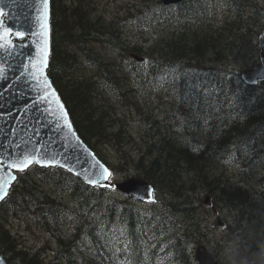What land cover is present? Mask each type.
Here are the masks:
<instances>
[{
  "label": "trees",
  "instance_id": "obj_1",
  "mask_svg": "<svg viewBox=\"0 0 264 264\" xmlns=\"http://www.w3.org/2000/svg\"><path fill=\"white\" fill-rule=\"evenodd\" d=\"M145 1L134 13V26L150 30L156 23H162L170 29L151 44L146 52L147 62L132 57L141 54V48L127 43L118 34L120 30L114 22H108L103 15L96 14L91 0H49L50 51L47 71L75 131L112 173L113 167L92 141L93 138H98V141L108 139L111 135L120 140L124 136V124L114 114L109 98L116 94L126 97L130 88H133L132 84H125L122 77L131 76L138 82L142 72L150 76L156 71L157 74L152 78H158L162 86L176 91L177 107L184 109L182 118L184 128L187 127L185 132L191 134L189 128L202 125L211 129L212 133L204 144H200L199 154L196 155L187 145L178 144L168 128L162 130L156 119L148 122L140 114L144 129L142 138L146 147L136 158L129 160L136 176L148 181L156 193H169L174 197L165 204L168 210L190 213L193 207L184 185L178 179L181 170H185L184 163L187 161L194 164L206 157L221 161H238L240 157L239 160H242L245 155L256 153L258 140L264 139V80L249 84L241 78V72L260 59L257 36L264 28V9L256 7L251 0H183L167 6L162 5L161 0ZM100 45L111 47L122 56L124 63L121 69L110 58L105 59L95 48ZM212 61L220 64L214 65ZM236 63L240 66L235 67ZM89 65L97 72L91 78L87 74H80ZM101 84L105 85L106 90ZM48 169L31 165L24 172L18 173L17 179L10 185L8 195L0 202V252L9 264H13V259L22 264H45L42 258L39 259V254L22 249L6 228L8 212H15L18 206L22 207L18 199L27 204L28 200L21 188L33 197L29 203L34 207V219L48 223L54 215H62L64 210L63 204L53 197L42 191L44 198L35 193L36 181L32 176L29 179L22 176L30 171L53 183L55 187L70 188L73 199L78 202L75 237L85 238L86 241L89 239L87 246L98 247V264L109 263L114 240L119 241L120 245L116 249L130 264H150L162 255L161 238L169 242L166 252L171 262L167 264H176V257L183 262L180 264H197L192 252L178 243V238L184 235L170 230L167 222L164 224L161 213L142 212L129 198L122 202L116 199L107 201L102 196L105 188H97L94 192L92 187L67 170L54 167L51 175ZM200 170L197 175L203 181L205 190L218 188V198L221 197L220 201L233 213L234 220L229 230L234 239L238 243H252L254 247L255 242H258V233H263L264 238V173L256 179L257 182L260 180L258 183L261 188L253 196L239 183H222L220 186L218 177L210 178L205 171ZM118 221L124 225L122 233L113 228ZM245 236L255 238V242L245 239ZM64 249L55 259L58 260ZM153 251L160 255L156 254L155 257ZM47 264L59 263L53 260Z\"/></svg>",
  "mask_w": 264,
  "mask_h": 264
},
{
  "label": "rangeland",
  "instance_id": "obj_2",
  "mask_svg": "<svg viewBox=\"0 0 264 264\" xmlns=\"http://www.w3.org/2000/svg\"><path fill=\"white\" fill-rule=\"evenodd\" d=\"M251 1L256 7L264 9V0ZM145 2V0H91L93 10L96 14L103 15L108 22H114L116 28L120 30L118 34L121 35L127 43L140 46L142 51L141 54H135L142 59V62H147L148 58L146 57V52L149 51L151 44L158 40V36H164L170 31L168 26L162 23H156L150 30L138 29L134 26V13H136V10ZM218 16L222 17V15ZM213 20L214 19H211V21ZM95 48L98 49L105 59L110 58L114 62V65L118 69H121L120 66L123 65L124 61L118 52L114 51L111 47H102L101 45L99 48L98 46H95ZM129 53L131 54V52ZM149 54L152 53L149 52ZM212 63L214 65L220 64V62L217 61H212ZM82 65L83 64L80 66ZM126 66L127 63L124 64V67ZM234 66L238 67L240 65L236 63ZM83 71L84 72L80 74H87L89 77L93 76L96 72L90 65L85 67ZM154 74H157L156 71H153L150 76H146V74L142 72L138 82H135L129 75L128 78L122 77L123 82L129 85L132 84V86H130L133 88H130L126 97L116 94L115 97L109 98V102L113 106L112 109L114 110V114L119 117L124 124L125 131H122L124 136L120 137V140L113 135L108 139L100 141H97L98 138L92 140L98 151L103 154L104 158L109 162L111 167H113L114 173L112 179L123 180L124 178L136 176L131 160L129 159L136 158L143 151L144 147H146L145 141L142 138L144 129L140 114L145 116L148 122L156 119L158 126L162 130L168 128L172 136L176 138L178 144L187 145L189 148L191 147L190 150L196 155L199 154L200 144H204L212 133L211 129L208 130L202 125H195V127L191 125L192 127L189 128L191 134L185 132L182 118L184 109L183 107H177L176 91L173 88H165L162 86L158 78H152ZM255 150L256 153H249L242 157V160L238 161L224 162L208 157H204L205 159L197 161V163L194 164H189L186 161V163H184L186 172L185 170L181 171L178 179H180L179 181L184 185L185 192L189 194H187L188 198L190 196L189 201L193 207L190 213L186 212V214L184 212L169 211L165 207V204L173 200L174 197L164 192L154 195L155 202L148 201L138 204L137 206L145 212H163V218L165 222H167L170 230H175V232L180 235L183 234V238H196L194 243L187 242L191 245V251H193L197 245L203 244L215 255V257L217 256L216 259L220 264H262V259L264 257L263 234L260 235L262 237L259 238L260 240L258 239L259 234L257 235L258 242L254 241L256 243L254 248H251L250 243H248V246L247 242L244 244L237 243L238 241L233 239L234 236L229 230V226L233 221V213L228 209L225 203L221 202L218 196H216L217 193L219 194V190L216 188V190L213 189V191L205 190L203 181L199 180V176L197 175L201 168L209 175L208 177H218L220 179L219 184L236 185L239 183L253 194L260 190L261 186L256 179L260 174L264 173L263 138L258 140ZM48 170L52 175L54 172L52 168ZM22 176L28 179L32 176L33 180L36 181V183H34V191L39 197L44 198V195L42 196L43 192L53 197L56 201L61 202L64 206L63 214L61 215L59 213L56 216L54 215V218L49 220L48 223H44L42 220H37L36 218L34 219V207L32 203H29L33 200V197L30 194L28 195L27 192L21 188V192L24 193L28 200L27 204L24 203L22 199H18L22 207L18 206L15 212L9 211L7 214L6 228L15 237L20 247L32 254H42L43 258L41 259L42 256H39V259L45 261L44 263L47 264L51 260L53 261L51 258L55 259L53 256L58 249L61 248L62 250L65 247L61 241L62 239L68 241V239L80 238L78 239L79 241H84L85 238L75 237L78 203L73 199L68 188L61 189L55 187L53 183L40 178L39 175L35 174L33 171ZM206 180L208 179L206 178ZM31 184H33V181ZM97 188L98 187L92 186L94 192H96ZM105 189L106 190L103 191V196L107 201L116 198L124 199L125 197L113 187H107ZM191 193L194 196H192ZM119 201L122 202L121 200ZM78 223L81 225L80 220ZM113 228L119 233L123 232L120 221L116 222ZM118 243L119 241L117 242V240L113 241L111 248L113 253H111L110 261L107 264H126L117 255L119 250L116 249V246ZM250 248L258 250V252ZM89 249L90 247L86 245L83 246L81 250L82 255H79L78 260L80 262H78V264H96L95 250L92 252L93 249ZM67 250L69 251L66 252L68 256L73 257L74 249L67 247ZM88 251L91 253L87 254ZM61 260L62 259H60L61 264H64ZM71 260H73L70 262L71 264H77L74 262L75 260L73 258H71ZM13 264L22 263L17 259H13Z\"/></svg>",
  "mask_w": 264,
  "mask_h": 264
},
{
  "label": "water",
  "instance_id": "obj_3",
  "mask_svg": "<svg viewBox=\"0 0 264 264\" xmlns=\"http://www.w3.org/2000/svg\"><path fill=\"white\" fill-rule=\"evenodd\" d=\"M182 1L161 0V4L167 6ZM0 8L4 9L5 16L2 19L6 21V26L26 33L24 40L12 37L15 55L0 50V67L3 68V73L0 74V159L7 162L19 156L21 148L39 147L44 159L59 160L60 165H63L49 167H60L67 171L71 168V174L93 186L87 183L86 178H95L93 173L100 171L99 164L107 166L75 131L64 103L48 75V63L43 71L51 84L50 88L44 87L42 80L34 79L30 74L36 73L39 77L37 68L32 66L29 58L35 59L37 56L36 43L39 42V37L31 33L40 30L37 17L43 10L42 0H0ZM47 23L49 52V4ZM258 46L260 60L241 72V78L249 84L264 80V29L258 36ZM25 65L28 67L25 68ZM53 92L55 95H52ZM60 105H63V112L67 113L65 118H61ZM68 125H71V130ZM9 171L16 175L17 171ZM103 183L114 185L117 190L136 201L150 198L148 192L153 190L147 181L137 177L115 184L109 180ZM194 256L197 264H218L203 244L196 246ZM0 264H8L1 252Z\"/></svg>",
  "mask_w": 264,
  "mask_h": 264
},
{
  "label": "snow or ice",
  "instance_id": "obj_4",
  "mask_svg": "<svg viewBox=\"0 0 264 264\" xmlns=\"http://www.w3.org/2000/svg\"><path fill=\"white\" fill-rule=\"evenodd\" d=\"M14 2V0H13ZM43 10L40 12V15L37 17L39 21V31L33 32L31 35L39 37V42L36 43L37 56L35 59L29 58L30 63L34 68H37L39 73V77H37L36 73H30L34 79H40L43 82V86L46 88H50L51 84L48 82L47 77L44 75V68L47 67L48 63V4L49 0H42ZM5 16V12L3 8H0V50H3L9 55H15L13 49L15 48V43L12 37H16L19 40H24L26 37V33L23 30H13L11 27L6 26V21L2 19ZM28 65H25L27 68ZM3 73V68L0 67V74ZM55 95V92L52 93ZM61 118H65L67 113L63 112V105H60ZM69 130H71V125H68ZM20 148V146H17ZM38 164L42 167H49L52 165H60L59 160H47L44 159L41 155V149L37 147L36 149H28L21 148L20 155L13 157L9 161H4L0 159V200H4L8 195V189L12 182H14L17 177L13 174L11 170H15L17 172H24L31 165ZM63 166V165H60ZM100 171H95L93 173L95 178H86L87 183L96 187H111L108 184L103 182L108 181L112 176V173L109 171L107 167L103 164H99ZM72 171L71 168L68 169ZM148 195L152 196V190H149ZM152 202H155L154 197L152 198Z\"/></svg>",
  "mask_w": 264,
  "mask_h": 264
},
{
  "label": "bare ground",
  "instance_id": "obj_5",
  "mask_svg": "<svg viewBox=\"0 0 264 264\" xmlns=\"http://www.w3.org/2000/svg\"><path fill=\"white\" fill-rule=\"evenodd\" d=\"M237 1V0H236ZM257 10V9H256ZM226 22V21H225ZM230 23V22H229ZM161 24V23H160ZM228 25V24H227ZM114 34V33H113ZM113 38V37H112ZM114 41V40H113ZM90 45V44H89ZM130 48H131V46H129ZM134 47V46H133ZM132 47V48H133ZM137 47V46H136ZM140 47V46H139ZM91 48H93L92 46H91ZM126 48H128V47H126ZM207 51V50H206ZM125 53V52H124ZM112 66V65H111ZM149 67H151V66H149ZM151 68H149V70H150ZM153 69V68H152ZM169 70V69H168ZM113 71V70H112ZM161 72V71H160ZM110 74H111V72H110ZM112 74H113V72H112ZM69 75V74H68ZM63 76V75H62ZM78 76H80V75H78ZM97 76V75H96ZM114 76V75H113ZM65 77V76H64ZM83 77V76H82ZM98 77V76H97ZM110 77H112V76H110ZM117 77H119V76H117ZM86 78V77H85ZM85 78H82V79H85ZM91 78V77H90ZM89 78V79H90ZM96 78V77H95ZM94 78V79H95ZM107 78V77H106ZM109 78V77H108ZM114 78V77H113ZM163 78V77H162ZM81 79V78H80ZM87 79V78H86ZM101 78H99V80H100ZM116 79V78H115ZM164 79V78H163ZM77 80V79H76ZM93 80V79H92ZM95 80H97V79H95ZM94 80V81H95ZM109 80V79H108ZM113 80V79H112ZM78 81V80H77ZM102 81V80H101ZM100 81V82H101ZM115 82H118V80L117 81H115ZM221 82V81H220ZM102 83V82H101ZM112 83V82H111ZM116 84H118V83H116ZM109 85V84H108ZM167 85V84H166ZM105 86V85H104ZM104 86H102V84H101V87H103V89H104ZM107 86V85H106ZM118 86V85H117ZM120 86V85H119ZM236 86V85H235ZM114 87V86H113ZM108 89V88H107ZM104 90H106V89H104ZM103 90V91H104ZM112 91H113V89H112ZM108 92H109V90H108ZM107 92V94H109ZM114 92V91H113ZM111 93V92H110ZM103 95V94H102ZM192 97V96H191ZM103 98V97H102ZM104 98H105V96H104ZM96 102V101H95ZM99 102V101H98ZM94 104V103H93ZM98 104V103H97ZM99 105V104H98ZM97 105V106H98ZM186 105V104H185ZM187 106V105H186ZM196 106V105H195ZM189 107V106H188ZM98 108H100V107H98ZM97 108V109H98ZM98 110H100V109H98ZM193 110V109H192ZM95 111V110H94ZM95 113H97L96 111H95ZM187 114V113H186ZM194 114V113H193ZM97 115V114H96ZM95 115V116H96ZM114 117V116H113ZM201 117H203V116H201ZM195 118V117H194ZM223 118V117H222ZM196 120V119H195ZM191 121V120H190ZM204 122H206V121H204ZM206 123H204V125H205ZM213 125V124H212ZM211 126V125H210ZM195 127V126H194ZM204 127V126H203ZM207 127V126H206ZM254 127V126H253ZM119 128V127H118ZM187 128V127H186ZM186 128H184V129H186ZM120 129V128H119ZM200 129V128H199ZM207 129H208V127H207ZM214 129V128H213ZM118 130V129H117ZM116 130V131H117ZM215 130V129H214ZM214 132V131H213ZM216 133V132H215ZM189 134V133H188ZM214 134V133H213ZM190 136V135H189ZM173 138V137H172ZM94 139V138H93ZM96 139V138H95ZM194 139V138H193ZM192 139V140H193ZM211 139V138H210ZM98 141V140H97ZM105 142H106V140H105ZM148 142V141H147ZM199 143V142H198ZM189 144V143H188ZM191 148V147H190ZM239 159H240V157H239ZM238 159V160H239ZM226 161V160H225ZM224 161V162H225ZM228 161V160H227ZM187 165H188V163H187ZM118 167V166H117ZM119 168V167H118ZM188 168V167H187ZM182 171V170H181ZM184 171V170H183ZM195 171V170H194ZM198 171V170H197ZM201 171V170H200ZM185 172H186V170H185ZM199 172V171H198ZM207 174V173H206ZM133 175V174H132ZM211 175V174H210ZM209 176V175H208ZM217 179V178H216ZM215 179V180H216ZM219 180V179H218ZM260 181V180H259ZM258 181V182H259ZM67 183V182H66ZM262 183V182H261ZM220 185V184H219ZM259 185H260V183H259ZM262 185V184H261ZM183 186V185H182ZM200 186V185H199ZM202 186V185H201ZM221 186V185H220ZM230 186V185H229ZM228 186V187H229ZM233 187V186H232ZM236 187V186H235ZM234 188V187H233ZM242 188H243V186H242ZM264 188V187H263ZM70 189V188H69ZM215 189V188H214ZM216 189H218V188H216ZM215 189V190H216ZM201 190V189H200ZM204 190V189H203ZM219 190V189H218ZM244 190V189H243ZM247 190V189H246ZM262 190V189H261ZM193 191V190H192ZM213 191V190H212ZM245 191V190H244ZM253 192V191H252ZM257 192V191H256ZM255 192V193H256ZM187 193V192H186ZM212 193V192H211ZM246 193H248V192H246ZM255 193H253V194H251V195H253V196H255L254 194ZM259 193V192H258ZM73 194V193H72ZM75 194V193H74ZM188 194V193H187ZM192 194V193H191ZM48 195V194H47ZM189 195V194H188ZM43 196V195H42ZM103 196V195H102ZM192 196H194L193 194H192ZM216 196H218V193L216 194ZM104 197V196H103ZM249 197H251L250 195H249ZM189 198H190V196H189ZM221 197H219V199H220ZM117 199V198H116ZM190 200V199H189ZM168 201V200H167ZM172 201V200H171ZM176 201V200H175ZM59 203V202H58ZM78 203V202H77ZM60 204H61V202H60ZM165 204V203H164ZM194 204V203H193ZM223 204V203H222ZM228 205V204H227ZM63 206V205H62ZM98 206V205H97ZM59 208H60V206H59ZM67 209V208H66ZM184 209V208H183ZM230 209H231V207H230ZM182 210V209H181ZM185 210V209H184ZM183 210V211H184ZM169 211H174V210H169ZM233 211V210H232ZM80 212H81V210H80ZM158 213H161V215H162V213L163 212H160V211H157ZM167 212V211H166ZM175 212H179V211H175ZM185 212V211H184ZM234 212V211H233ZM187 214V213H186ZM235 214V213H234ZM163 216V215H162ZM236 216V215H235ZM234 216H232V218H233ZM264 218V217H263ZM262 218V219H263ZM234 220V219H233ZM262 221V220H261ZM264 221V220H263ZM86 222V221H85ZM159 222V221H158ZM235 222V221H234ZM236 222H238V221H236ZM87 223V222H86ZM164 224H166V222L164 223ZM167 225V224H166ZM82 226V225H81ZM86 226V225H85ZM84 226V227H85ZM163 227V226H162ZM161 227V228H162ZM232 227H233V224H232ZM231 228V227H230ZM234 228V227H233ZM175 231V230H174ZM80 232V231H79ZM230 232H232V231H230ZM238 232V231H237ZM175 233V232H174ZM234 233V232H233ZM77 234V233H76ZM259 234V233H258ZM261 234H263V233H261ZM261 234H259V235H261ZM195 235V234H194ZM256 235H254V237H255ZM252 237V236H251ZM177 238V237H176ZM244 238H246V239H249L248 238V236H245ZM196 238H183V237H181V238H178V243H180L181 245H183L184 246V248H185V250L187 249V251H190L191 249V245H189L187 242H191V243H194L196 240H195ZM234 239V238H233ZM252 239V238H251ZM259 239V238H258ZM234 240H236V239H234ZM244 240V242H245V239H243ZM260 240V239H259ZM144 241V240H143ZM249 241H251V240H249ZM255 241V240H254ZM261 241H263V240H261ZM117 242H118V240H117ZM160 242V250H161V254L162 255H160V253H155L154 251V253H155V257H156V254H157V256H159V257H156V259H155V261H151V263L150 264H167L168 262H171V257H170V255H168L167 256V252H166V246H167V244L169 243L167 240H166V238H161V240L159 241ZM234 242V241H233ZM236 242V241H235ZM241 242V241H240ZM238 243V242H237ZM246 243V242H245ZM119 244V243H118ZM123 244V243H122ZM121 244V245H122ZM154 244H156V243H154ZM196 244V243H195ZM248 244V243H247ZM246 244V245H247ZM252 244V243H251ZM250 244V245H251ZM120 245V244H119ZM258 245V244H257ZM123 246H124V244H123ZM179 246V245H178ZM248 246H249V244H248ZM80 247V246H79ZM92 247V246H91ZM194 247V246H193ZM77 248V247H76ZM75 248V249H76ZM93 249L95 248L94 246L92 247ZM251 248H252V246H251ZM254 248V247H253ZM98 249V248H97ZM97 249L95 250V261H96V264H98V253H97ZM190 249V250H189ZM249 249V248H248ZM78 250V249H77ZM153 250V249H152ZM146 250L144 249V251L143 252H145ZM254 251H255V249H254ZM165 252H166V255H165ZM146 253V252H145ZM120 255V254H119ZM142 255L144 256V253H142ZM64 256V255H63ZM122 256V255H121ZM69 258V260H70V262L72 261L71 260V258H73V257H69V256H66V258ZM123 257V256H122ZM127 257V256H126ZM217 257V256H216ZM260 257V256H259ZM261 258V257H260ZM180 259V258H179ZM62 262H64L65 261V257H63L62 258V260H61ZM137 261V260H136ZM143 259H142V263H143ZM51 262V261H50ZM60 262V261H59ZM180 262L181 263H183L182 261H178V258L176 257V261H175V263L177 264H180ZM71 264V263H70ZM148 264V263H147ZM220 264V263H219ZM222 264V263H221Z\"/></svg>",
  "mask_w": 264,
  "mask_h": 264
},
{
  "label": "flooded vegetation",
  "instance_id": "obj_6",
  "mask_svg": "<svg viewBox=\"0 0 264 264\" xmlns=\"http://www.w3.org/2000/svg\"><path fill=\"white\" fill-rule=\"evenodd\" d=\"M128 199V196H125L124 197V199H116V200H127ZM141 209V208H140ZM141 211L142 212H145L143 209H141ZM121 223V226L124 228V225H123V223L122 222H120ZM78 239H80V238H74V239H68V241H65V239H62L61 241H62V243H63V246H65L66 247V250H64L63 252V254L61 255V256H63L64 255V257H65V261L63 262L64 264H70V260H69V258L67 257L66 258V256H68V254L66 253L68 250H67V247H69V248H73L74 249V251H73V259L75 260L74 262H76L77 264H78V262H80L78 259H79V255H82V249H83V246L84 245H86V243L87 242H90V240L88 239V241H86V240H84V241H79ZM82 239H84V238H82ZM97 240H98V238H97ZM98 242V241H97ZM80 246V247H79ZM87 246V245H86ZM64 247V248H65ZM77 247V248H76ZM88 247H90V249H93L91 246H88ZM63 248V249H64ZM76 248V249H75ZM98 248V247H97ZM97 248H94L93 250H92V252L94 251V250H96ZM62 249V250H63ZM78 249V250H77ZM89 249V250H90ZM61 250V248L60 249H58L55 253H54V256L53 257H56V256H59L60 255V252L62 251ZM190 250V249H189ZM97 251H98V249H97ZM191 251V250H190ZM210 251V250H209ZM69 252V251H68ZM192 252V254L194 255V250L193 251H191ZM89 253H91L90 251H88L87 252V254H89ZM210 253L215 257V255L210 251ZM120 254V255H119ZM86 255V254H85ZM117 255H118V257L120 258V259H122L126 264H130V261H128V260H125L121 255H122V253L120 252V250L118 251V253H117ZM60 256V257H61ZM60 257L58 258V260L57 259H54V258H51V259H53L54 261L56 260V262L57 263H59V264H61V262H59L60 261ZM216 258V257H215ZM217 260V259H216ZM52 261V260H51ZM217 262H218V260H217ZM49 263V262H48ZM218 264H219V262H218Z\"/></svg>",
  "mask_w": 264,
  "mask_h": 264
}]
</instances>
